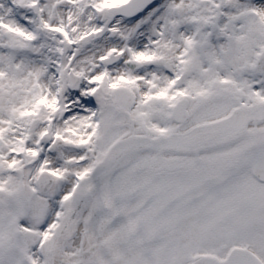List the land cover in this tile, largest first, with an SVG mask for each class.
I'll return each instance as SVG.
<instances>
[{
  "label": "snow or ice",
  "instance_id": "obj_1",
  "mask_svg": "<svg viewBox=\"0 0 264 264\" xmlns=\"http://www.w3.org/2000/svg\"><path fill=\"white\" fill-rule=\"evenodd\" d=\"M0 264H264V0H0Z\"/></svg>",
  "mask_w": 264,
  "mask_h": 264
}]
</instances>
